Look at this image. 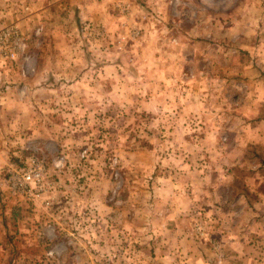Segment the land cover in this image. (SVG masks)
I'll list each match as a JSON object with an SVG mask.
<instances>
[{
	"label": "rangeland",
	"instance_id": "1",
	"mask_svg": "<svg viewBox=\"0 0 264 264\" xmlns=\"http://www.w3.org/2000/svg\"><path fill=\"white\" fill-rule=\"evenodd\" d=\"M83 1L0 0L23 42L0 57V264H153L164 178L191 197L213 163L241 160L242 189L264 161V0L96 1L108 23ZM31 160L44 190L10 195ZM198 207L188 235L220 258Z\"/></svg>",
	"mask_w": 264,
	"mask_h": 264
},
{
	"label": "crops",
	"instance_id": "2",
	"mask_svg": "<svg viewBox=\"0 0 264 264\" xmlns=\"http://www.w3.org/2000/svg\"><path fill=\"white\" fill-rule=\"evenodd\" d=\"M96 1L102 0L83 1V6L93 8V17L98 16L101 22H107L104 19L107 15L98 9L94 11ZM252 134L257 133L254 131ZM244 164L241 160L213 163L212 182L208 181L206 173L198 176L195 180L196 193H192L191 197L187 192L181 193L182 187L178 194L177 180L169 177L157 187L161 191L155 190V193L152 190V221L147 233L151 238L149 258L153 264H264V161L251 165V168L259 170L258 177L250 178L247 172H243L238 177L243 188L236 189L234 172L243 169ZM255 178H258L257 190L254 185L252 188V184L248 185L250 179L256 183ZM247 190L254 192L256 197L248 199ZM233 201L239 205L234 210L230 208ZM193 206H201L198 208L202 216H206L207 211L213 216L210 220L213 228L207 235L217 239L216 246L221 248L220 258L208 249L206 241H197L188 235V227L184 223ZM249 212L255 214L254 220L244 217Z\"/></svg>",
	"mask_w": 264,
	"mask_h": 264
},
{
	"label": "built area",
	"instance_id": "3",
	"mask_svg": "<svg viewBox=\"0 0 264 264\" xmlns=\"http://www.w3.org/2000/svg\"><path fill=\"white\" fill-rule=\"evenodd\" d=\"M132 35L134 37L136 34L132 33ZM22 46L21 34L14 24L10 23L0 28V57L12 59ZM43 172L42 162L31 160L26 167L8 171L3 182L10 195L33 198L44 190Z\"/></svg>",
	"mask_w": 264,
	"mask_h": 264
}]
</instances>
